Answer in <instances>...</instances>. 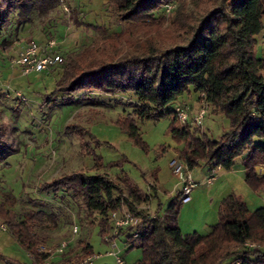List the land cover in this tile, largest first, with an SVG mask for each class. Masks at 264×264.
Wrapping results in <instances>:
<instances>
[{
  "label": "trees",
  "instance_id": "obj_1",
  "mask_svg": "<svg viewBox=\"0 0 264 264\" xmlns=\"http://www.w3.org/2000/svg\"><path fill=\"white\" fill-rule=\"evenodd\" d=\"M61 1L0 0V45L10 40L8 29L14 24L13 19L26 17L27 2L48 13ZM109 1H117L118 10L127 13L124 19H158L164 5L175 3L170 13H174L183 31L167 45L152 34L135 41L132 33L122 29L113 38L121 41L124 35L130 36L132 43L117 52L105 46L67 52L52 96L61 93L63 103H71L82 91L132 92L136 96L130 102L133 110L120 123L135 143L146 147L138 120L169 117V131L183 145L180 152L190 170L213 162L231 170L236 158L244 154L247 182L254 189L264 187V175L255 170L264 164V58L256 52V36L264 26V0H195L196 10L190 14L187 0ZM78 19L80 24L104 28L103 24ZM191 89L199 93L200 102L205 93L211 111L229 119L230 129L220 137H212L194 124L191 116L187 123L180 124L176 108H168ZM192 107L188 108L193 111ZM7 147L6 133L0 125V162L8 155ZM96 166L94 173L78 169L46 180L38 189L62 195L71 191L88 210L101 215L102 232L113 211L127 208L139 216L137 225L123 228L118 236L129 244L128 249H142L143 258L131 264H264V252L260 250L258 255L245 245L260 241L264 246V206L252 210L245 200L230 193L222 199L218 221L208 234H184L178 223L180 190L165 214L151 215L141 208L149 194L128 175L118 181L102 171L101 165ZM9 200V196L0 200V218L27 253L35 251L40 243L46 244L38 230L47 221V212L33 210L19 216ZM134 233L138 236L134 237ZM89 250L94 253L91 244L75 256L87 255ZM67 252L60 255L68 261L73 255ZM1 257L6 259L3 254ZM11 260L13 264H23Z\"/></svg>",
  "mask_w": 264,
  "mask_h": 264
},
{
  "label": "rangeland",
  "instance_id": "obj_2",
  "mask_svg": "<svg viewBox=\"0 0 264 264\" xmlns=\"http://www.w3.org/2000/svg\"><path fill=\"white\" fill-rule=\"evenodd\" d=\"M27 3L26 17L13 19L14 24L8 29L10 40L0 45V125L6 133L8 145V155L0 162V200L9 196V204L19 216L33 210H45L47 221L39 226L38 231L49 247L55 248L63 240H69L67 253L75 256L90 243L94 253L100 255L94 264H117L115 256L108 254L112 247L105 239L106 235L112 234V220L108 219L102 232L101 215L88 210L84 201L75 198L71 191H64L65 195H62L53 191L40 192L38 188L46 180L78 169L94 173L96 165H101L102 171H107L118 181L128 175L149 194V200L141 205L146 212L165 214L182 188L172 172L170 161L178 155L185 160L169 131L171 119L138 120L146 144L143 147L130 138L120 123L133 110L130 102L135 101L134 93L82 91L71 103H63L62 94L53 97L52 92L61 78L67 52H78L91 46H105L117 52L121 47H128L132 39L144 40L149 34L169 45L180 30L183 31L174 13H170L176 5L172 2L164 5L158 19L141 16L124 19L127 13L118 10L117 1L62 0L48 13L37 10L31 2ZM195 4V0H187L189 14L196 10ZM169 6L172 8L168 9ZM78 18L103 24L104 28L80 24ZM122 29L135 37L131 39L124 35L121 41H117L113 37ZM256 38L257 55L264 58V26ZM33 39L42 45L56 40V50L64 61L40 74L23 76L15 59ZM199 96L191 89L168 108L175 109L181 103L188 107L192 105L195 110L189 108V118L195 120L202 106ZM206 110L203 122L198 126L208 134L217 138L230 129L226 115L213 113L210 106ZM243 159L244 154L239 155L231 171L218 168L214 184L205 186L199 183L191 193V200L181 203L178 223L184 234L195 231L208 234L218 221L221 199L230 193L245 200L252 210L264 206V187L254 189L247 182L246 173L241 169ZM212 165L202 164L189 171L200 182L199 178L210 174ZM0 221L4 220L0 218ZM75 226L78 227L76 232ZM116 241L114 251L126 261L133 263L143 258L140 247L128 249L129 244L121 238ZM251 243V250L258 255L260 250L264 252L262 242ZM1 254L23 264H32L15 235L0 229V263L3 261ZM52 257L54 260L56 255ZM56 262L65 264L67 259L62 257Z\"/></svg>",
  "mask_w": 264,
  "mask_h": 264
},
{
  "label": "built area",
  "instance_id": "obj_3",
  "mask_svg": "<svg viewBox=\"0 0 264 264\" xmlns=\"http://www.w3.org/2000/svg\"><path fill=\"white\" fill-rule=\"evenodd\" d=\"M170 5V4H168ZM172 6H169L168 9H171ZM57 43L56 40H50L47 44L42 45L38 43L36 40H31L27 43V45L23 48V50L19 53L17 58L15 59V63L20 65L22 69V74L28 75L29 73H42L43 71L52 68L64 61V57L57 52L56 50ZM21 96L22 93L18 92ZM202 106L201 109L196 116L194 122L197 125H201L203 122V118L206 115L207 102L205 99V93H202ZM176 114L179 122L182 124L187 123L189 119V108L184 104H180L176 107ZM170 167L172 172L178 177L180 183L182 184V188L180 190L178 199L182 203H187L191 200V193L193 189L199 185L188 168L186 161L178 155L177 157L172 158L170 161ZM218 168H221L220 165L216 163V165H212L210 167V174L206 179V184L211 185L216 179L215 172ZM256 173L259 175L264 174V164H260L255 167ZM110 220L113 221V229L112 234L110 236H105L106 241L111 244L112 250L108 252L110 255H114L116 258L117 264H131L127 262L123 257L119 256L118 252L114 251L117 247V241L119 234H121V230L130 225H137L141 218L139 216L134 215L130 210L123 211H113L109 217ZM0 229L1 230H9L8 225L4 221H0ZM78 227H74V231L76 232ZM138 234L134 233V237H137ZM70 242L69 240H63L58 246L55 248L49 247L47 244L40 243L37 245L35 251L28 252L33 264H60L53 260L54 255L62 254L68 248ZM249 248L251 247V242H246L245 244ZM100 255L91 253L84 256H73L71 257L65 264H94L95 259ZM0 264H13V261L9 258L4 259Z\"/></svg>",
  "mask_w": 264,
  "mask_h": 264
},
{
  "label": "crops",
  "instance_id": "obj_4",
  "mask_svg": "<svg viewBox=\"0 0 264 264\" xmlns=\"http://www.w3.org/2000/svg\"><path fill=\"white\" fill-rule=\"evenodd\" d=\"M21 75L26 76V75H24V74H22V73H21ZM197 108H198V107H197ZM197 108H196V110H197ZM194 110H195V108H194ZM182 146H183L182 144H179V143L177 144V147H178L179 150H181ZM179 152H180V151H179ZM179 152L176 151L177 154H179ZM213 163H215V162H213ZM215 164H216V163H215ZM210 165H212V163H211ZM221 169H223V168L221 167ZM241 169L246 173V171H247L246 168L243 167V168H241ZM231 170H232V169H231ZM231 170H229V171H231ZM208 176H209V173L207 174L206 177H203V176H202L201 179L199 178V179H198V180H200L199 183H200V184H203V185H205V186H210V185L206 184V179H207ZM216 180H217V176H216V179L214 180V182H215ZM214 182H213L212 184H214ZM212 184H211V185H212ZM140 189H141V188H140ZM179 190H180V189H179ZM144 193H145V192H144ZM223 198H224V197H223ZM221 201H222V199H221ZM218 216H219V213H218ZM8 231H9V230H8ZM18 242H19V241H18ZM89 244H90V243H89ZM67 250H68V248L66 249V251H67ZM66 251H65V252H66ZM71 255H73V254H70V256H71ZM109 255H110V254H109ZM73 256H74V255H73ZM62 257H63L62 255L57 254L56 257L54 258V260H55V261H60V260H62ZM5 258L14 259V258H11V257H7L6 255H5ZM1 259H2V257H1ZM3 260H4V259H3ZM14 260H17V259H14ZM32 264H33V263H32Z\"/></svg>",
  "mask_w": 264,
  "mask_h": 264
}]
</instances>
